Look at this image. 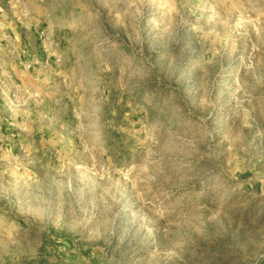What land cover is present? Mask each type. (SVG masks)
I'll use <instances>...</instances> for the list:
<instances>
[{
    "label": "rangeland",
    "instance_id": "rangeland-1",
    "mask_svg": "<svg viewBox=\"0 0 264 264\" xmlns=\"http://www.w3.org/2000/svg\"><path fill=\"white\" fill-rule=\"evenodd\" d=\"M0 264H264V0H0Z\"/></svg>",
    "mask_w": 264,
    "mask_h": 264
}]
</instances>
